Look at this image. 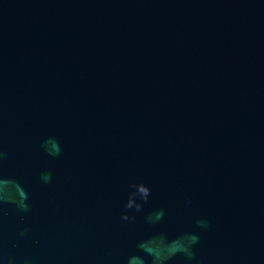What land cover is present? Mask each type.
I'll return each instance as SVG.
<instances>
[{
	"label": "water",
	"instance_id": "obj_1",
	"mask_svg": "<svg viewBox=\"0 0 264 264\" xmlns=\"http://www.w3.org/2000/svg\"><path fill=\"white\" fill-rule=\"evenodd\" d=\"M153 255L264 264V0H0V264Z\"/></svg>",
	"mask_w": 264,
	"mask_h": 264
},
{
	"label": "clouds",
	"instance_id": "obj_2",
	"mask_svg": "<svg viewBox=\"0 0 264 264\" xmlns=\"http://www.w3.org/2000/svg\"><path fill=\"white\" fill-rule=\"evenodd\" d=\"M49 176L50 174H48V178ZM129 188L130 191L128 192L127 199L123 204V207L126 210L122 213V219L124 220H134L135 215L130 214L127 210H134V212H139L143 208L144 203L148 201L149 196L152 192L151 187L143 181H134L130 183ZM18 207H20L23 211L28 210L27 204L18 205ZM21 219H23V217H21ZM163 259H167V257L161 258L158 255H153V264H163ZM141 264H145L144 257L141 261Z\"/></svg>",
	"mask_w": 264,
	"mask_h": 264
}]
</instances>
